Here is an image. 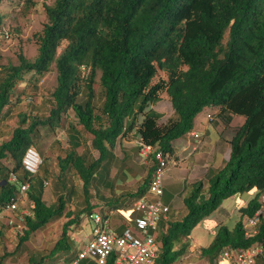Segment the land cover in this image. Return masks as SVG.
Wrapping results in <instances>:
<instances>
[{"label":"trees","instance_id":"16d2710c","mask_svg":"<svg viewBox=\"0 0 264 264\" xmlns=\"http://www.w3.org/2000/svg\"><path fill=\"white\" fill-rule=\"evenodd\" d=\"M4 1L0 0V5ZM43 11L46 21L41 31L33 34L35 57L28 59L18 52L15 64L0 63V118L13 104V97L16 102L23 97L24 90L17 88L26 75L33 79L41 76L52 63L56 69L48 114L18 113L10 138L0 143V206L18 192L16 183L7 179L9 172L15 173L19 182L30 183L26 192L29 215L24 218V229L13 253L31 234L65 218L48 254L29 255L27 264H54L58 259L71 258L74 246L70 228L79 227L83 215L93 212L94 205L89 204L92 183L111 187L108 165L114 158L116 143L131 136L137 153L138 144L144 143L172 157V142L191 131L194 118L209 107L218 108L216 117L225 124L232 116H242L244 121L228 142V158L221 167L208 172L207 186L198 180L186 187L182 197L185 214L178 218L168 213L158 224L160 249L155 264H175L187 252L193 228L224 200L243 193L252 196L239 209L233 227L218 224L209 246L201 249V256L215 264L223 249L243 250L261 241L264 0H53L43 5ZM62 44L63 49L56 55ZM160 73L163 77L154 81ZM96 82L103 98L99 107L94 103ZM33 87L36 89L35 83ZM162 94L168 98L174 115L163 124L159 123L162 113L151 108ZM69 111L77 125L91 135V148L98 153L97 158L77 153L82 146L81 133L68 124V150L57 158L58 178L70 171L77 175L84 210L67 208V196L71 194H60L54 203L46 204L42 179L35 177L37 173L29 177L21 165L26 149L37 144L39 130H54ZM8 158L13 162L11 169L1 163ZM155 167L153 161L135 192L127 194L131 200L147 194ZM122 177L127 175L122 172ZM110 202L102 210L123 206L117 200ZM259 209L262 214L258 231L246 237L244 221ZM83 263L95 264L91 260Z\"/></svg>","mask_w":264,"mask_h":264},{"label":"rangeland","instance_id":"374dc122","mask_svg":"<svg viewBox=\"0 0 264 264\" xmlns=\"http://www.w3.org/2000/svg\"><path fill=\"white\" fill-rule=\"evenodd\" d=\"M52 2L53 0H5L2 2L0 5V15L2 16V23L0 24V63L15 64L18 52H22L28 59H33L35 57L37 46L34 42L33 34L40 32L46 21L43 5H50ZM63 47L64 44L57 49L56 55L61 52ZM84 72H86V70H84ZM98 74L96 81H98ZM161 77H163L162 73H160L154 81H157V79ZM33 83L36 84V89H34ZM55 85L56 69L54 63L50 65L49 71L41 76H37L33 79L30 74H28L24 77V81L18 84L17 89L24 90L25 96L23 95L22 98L19 97L17 102L15 97H13V104L6 110L7 112L4 117L0 118V143L10 138L13 129L17 125L18 113H28L38 116H45L48 114L50 93L53 91ZM93 88L95 90L94 103L99 107L103 98L97 86V82ZM29 96L32 98L30 99ZM162 97L163 100L159 103L158 109L163 115L159 123L163 124L169 118H173L174 115L166 95L162 94ZM235 117L237 118L232 122L226 125L221 124L218 129L215 130V132L213 131L210 135L209 142L211 143L216 141L218 137L222 140V146L217 152L218 156L212 157L213 154H206V149H204L201 142L194 153L195 157L192 156L190 159L186 160L184 166L175 165L172 167L174 171L177 170L180 178L188 180L189 183L200 180L203 182L204 187L207 186L208 167L218 166L221 161L227 158L229 152L227 143L233 136L237 126L241 124L238 122L240 118L244 120L242 116ZM216 118L214 114V119ZM206 120L208 122L207 118ZM68 124L75 125L81 133L82 146L77 149V153L87 154L90 158H97V151L93 150L90 145L91 135L86 133L81 126L77 125L73 112L69 111L67 116L62 117L60 125L54 130H39L37 144L34 147L39 154L41 163L35 177L41 178L42 184L43 182H47L46 186L43 185L42 193V199L46 204L54 203L57 196L60 194H71L67 196L69 197L67 208L84 210V196L82 194L81 181L77 175L70 171L66 176L58 178L59 168L57 165V158L63 156L68 150ZM134 140L133 137L128 136L118 141L115 145L113 150L114 158L108 165L109 176L107 179L109 183L111 182V187H103L101 184L92 183L90 187L91 200L89 202L95 203L94 205L96 207L106 205L107 202H112L113 200L119 201L122 199L123 201L121 202L126 204L123 205L121 209L129 210L135 201V199L131 200L127 194L135 192L138 184L144 180L149 164L148 166L147 164H142ZM181 143H183V140L175 142L176 147ZM1 163L6 169H11L13 167V162L9 158L3 159ZM122 172L127 175L124 179L122 177ZM188 185L189 184H186V187ZM183 190H185V188ZM183 190L182 194L180 193L174 199L173 215L174 211L177 212V215L175 214L174 216L178 218L185 212L182 205ZM71 191L72 193H70ZM249 196H251L249 193L241 194V197L244 199ZM224 205H226V202ZM26 209H28V200ZM103 211L108 210L106 209ZM64 221L65 218L54 220L44 228L31 234L28 241L23 243L15 253H13V251L18 242L17 239L19 234L16 233V230L3 226L0 234V259H2L4 255L6 256H4L2 264H27L29 255L46 256L55 241L59 238L61 225ZM81 224V228L80 226L77 227L78 232L76 236L78 238H82L90 232V223L85 214L83 215ZM200 250L201 249L193 248L192 257L199 262L198 264L201 263L202 259L200 258ZM204 260H206V258H204Z\"/></svg>","mask_w":264,"mask_h":264},{"label":"built area","instance_id":"2783aa9c","mask_svg":"<svg viewBox=\"0 0 264 264\" xmlns=\"http://www.w3.org/2000/svg\"><path fill=\"white\" fill-rule=\"evenodd\" d=\"M30 100V99H29ZM213 115L207 114L205 118L212 120ZM184 137L193 140L192 150L195 151L200 143L202 134L191 130ZM138 156L143 164L156 162L151 174L147 194L154 197L150 201L145 196L135 199L130 210L134 214L128 219L127 226L117 232L109 225L107 216L98 211L89 214L90 232L82 238L76 236L77 228H70L69 237L74 246V255L68 260L58 259L54 264H80L83 260H91L95 264H155L159 253L157 227L167 218L169 206L162 202L163 176L174 161L164 156L160 151L144 143L138 144ZM41 159L34 147H29L23 154L21 165L29 177L34 176L39 168ZM8 181L16 183L17 195L7 204L0 206V226L16 230L17 234L24 229V218L29 215L26 209L29 181L19 182L13 172L8 173ZM47 185V182H43ZM264 200V197L262 201ZM261 209L253 217L244 221V234L246 237L257 233V224L261 216ZM218 259L228 264H264V237L250 248L237 250L225 248Z\"/></svg>","mask_w":264,"mask_h":264},{"label":"crops","instance_id":"0c3cea01","mask_svg":"<svg viewBox=\"0 0 264 264\" xmlns=\"http://www.w3.org/2000/svg\"><path fill=\"white\" fill-rule=\"evenodd\" d=\"M162 100H163V97L159 102H157L155 105L152 106V108L159 113H161V112L158 109V107L160 105L159 103H161ZM167 100H168V98H167ZM210 112L213 113V115L215 114V117H216V115L219 111H218V108H214V107L204 108L194 118L192 130L199 131L202 134L201 142L203 144L204 149H206V154H209V155L213 154L212 157L213 156L217 157L218 156L217 152L219 151L218 149L222 146V140L220 137H218V139L216 141H213V143H211V142H209L210 135L212 134L213 131L215 132V130H217L221 124H224V125H226V124L223 122V120L221 118H218V119L216 118L212 121L207 122L205 117H206V114L210 113ZM235 118H237V117L232 116L230 122H232ZM243 121L244 120L242 118H240V121H238V122H240L242 124ZM179 140H183V143H181L178 147H176L175 142H177ZM134 144H135V142H134ZM193 144H194L193 140H189L184 136L182 138L177 139V140L172 142V147L174 149V156H172L170 158L174 161L175 164L170 165L164 173V176H163V187H164L163 188V198L161 199L165 205L169 206V209H170L169 213L170 214H173L175 197L177 195H179L180 193L182 194V190L184 188L186 189V184L192 183V182L189 183V181L186 179L180 178L179 174L177 173V170L174 171L172 169V167H174L175 165L184 166L186 164V160L190 159V157H192V156L195 157L194 153L196 150L195 151L192 150ZM227 145L229 147V143H227ZM210 149H211V151H210ZM228 154H229V152H228ZM227 158H228V156H227ZM226 159L221 161L218 166L208 167V172L214 171V170L218 169L219 167H221ZM144 165H146V164H144ZM147 166H148V164H147ZM147 171H148V169H147ZM147 171H146V174H147ZM101 186L105 187L106 184L105 183L101 184ZM184 193H185V190H183V195H184ZM249 194L252 196L251 193H249ZM251 196H249L248 198H245V199L241 197V194L230 197V198L224 200L220 204V206L212 214H210L209 216L202 219L200 221V223L196 227H194L190 233V236L188 238L189 247H188L187 252L175 264H198L199 262L194 260L192 257L193 248L202 249V248L208 247L209 244L211 243L212 239H213L214 231H215L218 224H224L228 228L233 227L235 221L238 219V217L240 215L239 209L246 205L247 201L249 200V198ZM145 197L147 199H149L150 201L154 200V197L151 194H146ZM121 201H123V200L120 199L118 202L122 205L126 204V203L121 202ZM225 202H226V205H224ZM89 204L94 205L95 203L89 202ZM102 209H103V206L96 207L94 205V208H92L91 210L92 211H98L99 210L104 215H107V218L109 220V225L114 230L121 228V227L124 228L125 226H127L128 219L130 218V216L133 217V215H134L130 209L129 210H122L121 207L118 209H115V210L112 209L110 211H103ZM175 214L177 215V212L174 211V215ZM183 214H185V212ZM82 224H83V222H82ZM82 224L80 223V228H81ZM77 232H78V230H77ZM200 255H201V253H200ZM200 258H202L200 264H209V262L207 260H204V258L202 256H200ZM215 264H228V263L225 261H220V259H217Z\"/></svg>","mask_w":264,"mask_h":264}]
</instances>
